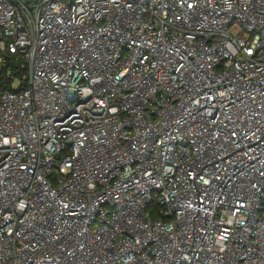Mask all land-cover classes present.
<instances>
[{
    "label": "built area",
    "instance_id": "2783aa9c",
    "mask_svg": "<svg viewBox=\"0 0 264 264\" xmlns=\"http://www.w3.org/2000/svg\"><path fill=\"white\" fill-rule=\"evenodd\" d=\"M0 264H264V0H0Z\"/></svg>",
    "mask_w": 264,
    "mask_h": 264
},
{
    "label": "trees",
    "instance_id": "16d2710c",
    "mask_svg": "<svg viewBox=\"0 0 264 264\" xmlns=\"http://www.w3.org/2000/svg\"><path fill=\"white\" fill-rule=\"evenodd\" d=\"M27 74V65L20 55L5 54L0 67V90L11 88L15 80H24Z\"/></svg>",
    "mask_w": 264,
    "mask_h": 264
}]
</instances>
